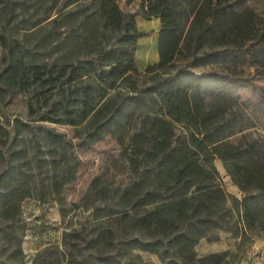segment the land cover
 <instances>
[{
  "label": "rangeland",
  "instance_id": "rangeland-1",
  "mask_svg": "<svg viewBox=\"0 0 264 264\" xmlns=\"http://www.w3.org/2000/svg\"><path fill=\"white\" fill-rule=\"evenodd\" d=\"M92 1L0 0V35L9 45L24 43L37 60H56L58 64L90 61L95 59L96 51L119 48L122 36L103 27V21L94 16ZM116 2L126 14L138 13V1ZM198 7L216 12L217 25L199 39L192 17L183 19L184 34L188 37L186 47L181 45L172 65L157 75L174 77L190 91L200 86L204 106L216 111L217 121L240 115L241 125L226 139L229 144L243 147L264 142V131L249 106L254 99L250 91L264 87L260 75L264 71V52L258 71L214 56L201 58L204 53L231 48L233 43L227 42L225 35L234 25L243 36H263L264 44V0H199ZM85 15L91 17L90 28L83 22ZM53 19L57 21L54 23ZM159 28V19L136 16V30L141 35L132 53L139 74L110 93H119L118 100L126 105L127 112L134 109L127 106L128 97L141 99L152 90V76L144 72L146 64L156 63L154 38ZM87 34L92 37L85 43L83 38ZM6 54L0 48V73L5 68ZM30 97L23 92L8 94L0 85V175L9 165L20 168L30 189V196L20 202L13 219L4 220L0 213V264H166L156 254L134 249L130 244L150 239L121 221L122 209L115 198L129 185L131 175L116 140L106 134L91 141L83 126L74 128L30 119ZM46 129L63 137L66 158L52 156ZM174 132L176 138H188L191 129L176 123ZM213 163L228 193L224 205L226 223L198 241L195 258L227 252L221 262L208 264H264V235L259 231H246L244 236L241 231L239 235L233 232L243 228V192L219 159ZM67 177L71 180L54 192V179L60 183ZM109 207L119 214L95 219L97 209L106 211ZM177 262L185 264L180 259Z\"/></svg>",
  "mask_w": 264,
  "mask_h": 264
},
{
  "label": "trees",
  "instance_id": "trees-1",
  "mask_svg": "<svg viewBox=\"0 0 264 264\" xmlns=\"http://www.w3.org/2000/svg\"><path fill=\"white\" fill-rule=\"evenodd\" d=\"M128 1L139 2L138 13H124L116 0L91 2L94 16L103 21V27L122 36L119 48L96 51L95 59L90 61L58 64L56 60H37L24 43L9 45L0 35V48L7 51L0 85L8 94H31L27 103L30 119L74 128L83 126L91 141L106 134L116 140L131 175L129 185L115 198L122 209L121 221L150 239L130 243L134 249L156 254L166 264H178V259L185 264L219 263L227 252L199 259L194 252L200 239L226 223L224 205L228 193L213 161H221L243 192V228L236 229L234 234L241 231L244 236L246 231H259L264 235V142L243 147L229 144L226 139L241 125L240 115L217 121L216 111L204 106L200 86L190 91L174 77L157 75L172 65L181 45L186 47L188 37L184 34L183 19L192 17L201 39L217 25L218 14L203 11L198 7L199 0ZM137 15L146 20L159 19L158 59L144 72L152 76L151 92L141 99L128 97L127 106L134 109L127 112L126 105L118 100L119 93H110L139 74L132 53L141 35L136 30ZM83 19L90 28L91 17L85 15ZM88 35L83 38L85 43L92 37ZM225 36L227 42L233 43L231 48L204 53L201 58L214 56L258 71L264 52L263 36H243L235 25ZM260 75L264 78V71ZM86 80L91 83L86 84ZM250 93L254 99L249 106L264 131V87ZM176 123L191 129L188 138H176ZM45 134L52 156L66 158L63 137L50 129ZM70 180L67 177L59 183L54 179V192ZM0 190L1 216L4 220L13 219L20 202L30 196L20 168L7 167L0 175ZM117 214L114 207H109L106 211L97 209L94 217Z\"/></svg>",
  "mask_w": 264,
  "mask_h": 264
},
{
  "label": "crops",
  "instance_id": "crops-1",
  "mask_svg": "<svg viewBox=\"0 0 264 264\" xmlns=\"http://www.w3.org/2000/svg\"><path fill=\"white\" fill-rule=\"evenodd\" d=\"M157 39H158V35H155V38H154V46H155V48H156V46H157ZM156 40V41H155ZM156 58L158 59V56H157V49H156ZM157 61V60H156ZM136 64H137V61H136ZM152 63H149L148 65L146 64V68L148 67V66H150Z\"/></svg>",
  "mask_w": 264,
  "mask_h": 264
}]
</instances>
